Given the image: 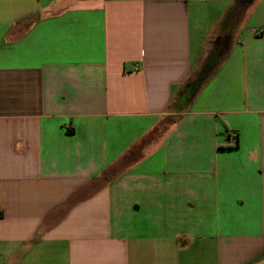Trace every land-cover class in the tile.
<instances>
[{
	"label": "crops",
	"instance_id": "crops-1",
	"mask_svg": "<svg viewBox=\"0 0 264 264\" xmlns=\"http://www.w3.org/2000/svg\"><path fill=\"white\" fill-rule=\"evenodd\" d=\"M225 1L0 0V264H264V0Z\"/></svg>",
	"mask_w": 264,
	"mask_h": 264
},
{
	"label": "trees",
	"instance_id": "trees-1",
	"mask_svg": "<svg viewBox=\"0 0 264 264\" xmlns=\"http://www.w3.org/2000/svg\"><path fill=\"white\" fill-rule=\"evenodd\" d=\"M225 45H222L221 47H216L217 48V50H218V48L220 49L219 51H217V55H221L222 54V52H224V49H225ZM215 57H216V55H215ZM219 58H216V60H218ZM215 60H214V58H212V55H210L208 58H207V60L205 61V63H204V66H203V69L200 71V73H199V76L197 77V79H196V81H195V83H198V82H203V80H204V78L206 77V75H207V72H209V70H211V68H213L214 66L213 65H216V64H213V62H214ZM170 122H175L174 120H172V119H170ZM168 128H169V123H164L163 125H160V126H158V127H155L154 129H152L151 130V132H149L145 137H143L134 147H133V149L132 150H134V149H141V148H143L144 146H146L147 144H148V142L150 141V140H152L153 139V137H154V135H161V134H164L165 132H167V130H168ZM131 150V151H132ZM111 171H109V172H107V173H105L104 174V177H105V179H107V180H110V179H112V175H111Z\"/></svg>",
	"mask_w": 264,
	"mask_h": 264
},
{
	"label": "rangeland",
	"instance_id": "rangeland-1",
	"mask_svg": "<svg viewBox=\"0 0 264 264\" xmlns=\"http://www.w3.org/2000/svg\"><path fill=\"white\" fill-rule=\"evenodd\" d=\"M244 1L249 2L251 0H244ZM237 6L238 5L236 3H234V5H233V1H230V0H226L225 3L220 2L219 4L209 2V5L203 6V10L201 11V14L202 13L204 14V12H205L208 19H211L214 17L215 13H218V12L222 13V11H220L219 9L224 8L223 12H225V13L227 12V15H229V14L234 15L235 8ZM217 10H219V11H217ZM206 18L203 19V22L206 20Z\"/></svg>",
	"mask_w": 264,
	"mask_h": 264
},
{
	"label": "built area",
	"instance_id": "built-area-1",
	"mask_svg": "<svg viewBox=\"0 0 264 264\" xmlns=\"http://www.w3.org/2000/svg\"><path fill=\"white\" fill-rule=\"evenodd\" d=\"M231 137L234 139V138H236V135L235 134H232Z\"/></svg>",
	"mask_w": 264,
	"mask_h": 264
}]
</instances>
